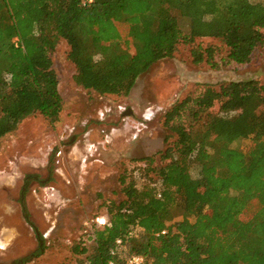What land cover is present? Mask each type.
Listing matches in <instances>:
<instances>
[{
	"label": "trees",
	"instance_id": "16d2710c",
	"mask_svg": "<svg viewBox=\"0 0 264 264\" xmlns=\"http://www.w3.org/2000/svg\"><path fill=\"white\" fill-rule=\"evenodd\" d=\"M60 40L77 85L128 96L140 76L182 48L214 70L249 64L264 45V2L0 0V144L29 116L59 120L64 100L52 53ZM165 125L173 145L159 158L134 160L121 177L122 199L105 205L106 224L74 252L84 264H109L115 241L139 228L129 251L148 264H264V84L208 85L177 101ZM234 133L249 141L245 149L231 146Z\"/></svg>",
	"mask_w": 264,
	"mask_h": 264
},
{
	"label": "rangeland",
	"instance_id": "374dc122",
	"mask_svg": "<svg viewBox=\"0 0 264 264\" xmlns=\"http://www.w3.org/2000/svg\"><path fill=\"white\" fill-rule=\"evenodd\" d=\"M69 50L60 40L52 53L64 100L59 120L29 116L0 144V263L84 264L86 257L74 248L90 246L92 228L106 219L105 205L122 199L125 170L135 168L136 159L159 158L173 145L166 112L177 101L197 98L208 85L240 79L264 84V45L249 64L219 70L194 64L186 47L155 63L128 96L99 95L77 85ZM207 119L203 116L195 133L204 130ZM230 141L239 149L249 142L236 140L235 133ZM192 174L197 177L198 168ZM31 224L40 232L42 252ZM32 254L39 255L29 261Z\"/></svg>",
	"mask_w": 264,
	"mask_h": 264
},
{
	"label": "built area",
	"instance_id": "2783aa9c",
	"mask_svg": "<svg viewBox=\"0 0 264 264\" xmlns=\"http://www.w3.org/2000/svg\"><path fill=\"white\" fill-rule=\"evenodd\" d=\"M95 0H82L84 6L93 4ZM161 197V193L158 194ZM107 219L100 220L102 226L106 224ZM139 232V228L134 229L128 235V238H118L115 241L114 246L111 249V256L113 259L109 264H116L118 260H122L123 264H148L147 259L143 255L133 254L129 251L128 239L136 236ZM165 233V232H164Z\"/></svg>",
	"mask_w": 264,
	"mask_h": 264
},
{
	"label": "flooded vegetation",
	"instance_id": "af4514ba",
	"mask_svg": "<svg viewBox=\"0 0 264 264\" xmlns=\"http://www.w3.org/2000/svg\"><path fill=\"white\" fill-rule=\"evenodd\" d=\"M27 182L28 181H26V185H27ZM26 188H27V186L24 187V189H26ZM24 214H25V212H24ZM24 216H25L24 218L26 219V221L30 222L29 216H27V215H24ZM31 227L33 228V230L35 232L36 238L38 239L40 251L42 252V250H43L42 247H43L44 243L42 242L41 236L38 235V233H40V232H39V230L36 228V226L34 224H31ZM38 255L39 254H32V256L30 257L29 261L34 260ZM18 263L19 264H25V261L23 259H20V260H18ZM0 264H5V263H0Z\"/></svg>",
	"mask_w": 264,
	"mask_h": 264
},
{
	"label": "water",
	"instance_id": "95a60500",
	"mask_svg": "<svg viewBox=\"0 0 264 264\" xmlns=\"http://www.w3.org/2000/svg\"><path fill=\"white\" fill-rule=\"evenodd\" d=\"M130 114H131V111L125 113L124 115H126V116L128 115L129 116ZM38 235H39V233H38Z\"/></svg>",
	"mask_w": 264,
	"mask_h": 264
}]
</instances>
